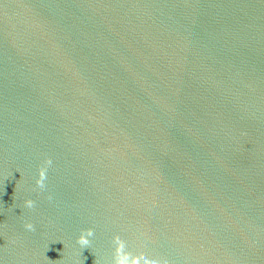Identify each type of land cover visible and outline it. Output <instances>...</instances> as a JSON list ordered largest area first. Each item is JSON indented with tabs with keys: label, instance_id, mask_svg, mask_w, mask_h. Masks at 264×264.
Segmentation results:
<instances>
[{
	"label": "water",
	"instance_id": "water-1",
	"mask_svg": "<svg viewBox=\"0 0 264 264\" xmlns=\"http://www.w3.org/2000/svg\"><path fill=\"white\" fill-rule=\"evenodd\" d=\"M0 264H264V0H0Z\"/></svg>",
	"mask_w": 264,
	"mask_h": 264
},
{
	"label": "clouds",
	"instance_id": "clouds-1",
	"mask_svg": "<svg viewBox=\"0 0 264 264\" xmlns=\"http://www.w3.org/2000/svg\"><path fill=\"white\" fill-rule=\"evenodd\" d=\"M43 175V173H41V176ZM40 181H38L39 183ZM26 205L28 207H31L32 206V201L31 200H28L25 202ZM26 228H28L29 230L32 229V225L31 224H26L25 225ZM93 235V232H92V229H84L81 231L80 235L77 237V243L80 244L81 246H87L90 244V237H92Z\"/></svg>",
	"mask_w": 264,
	"mask_h": 264
}]
</instances>
